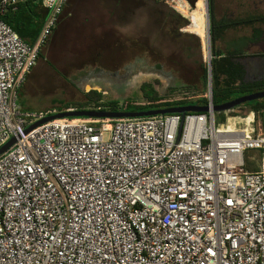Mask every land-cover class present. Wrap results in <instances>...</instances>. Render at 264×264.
Returning <instances> with one entry per match:
<instances>
[{"label":"built area","instance_id":"1","mask_svg":"<svg viewBox=\"0 0 264 264\" xmlns=\"http://www.w3.org/2000/svg\"><path fill=\"white\" fill-rule=\"evenodd\" d=\"M25 1L0 0V148L17 138L0 155V264H264L257 114L217 123L209 86L208 112L66 117L25 134L47 116L19 91L68 0H42L32 44L2 19Z\"/></svg>","mask_w":264,"mask_h":264},{"label":"rangeland","instance_id":"2","mask_svg":"<svg viewBox=\"0 0 264 264\" xmlns=\"http://www.w3.org/2000/svg\"><path fill=\"white\" fill-rule=\"evenodd\" d=\"M222 1L217 0L219 17H222L223 12ZM196 8L200 11L193 12ZM84 14H87L86 10ZM167 14L174 15L170 24L165 21ZM177 15L188 21L181 30L178 28L180 20ZM207 18L205 0H199L195 7L188 0H152L131 11L121 10L114 17V24L107 29L109 32L101 35L87 23L94 24L92 17L70 19V16H65V21L70 23H65V31L54 35L44 49L43 57L19 91V103L24 110L49 116L58 113L65 103L86 102V93L93 89L103 92L105 99L142 98V82H134L122 92H117L112 84L104 82H101L104 86L100 87L87 85L88 82L82 81L78 72L98 65L111 71L119 70L143 55L168 66H172L174 58L181 63L183 60L184 63L177 66L176 70L184 78L183 86H193L198 80L193 79V74L188 76V71L198 70L201 74L202 64L209 61L207 44L203 39L207 31ZM191 25L198 27L199 32H195ZM135 41L140 44L138 48L133 47ZM116 44L120 47L112 50V45ZM158 83L161 85L156 86L157 90L167 98L183 99L186 94L190 95L186 87L169 88L165 92L163 88L166 83ZM191 94L195 95L194 102L203 96L207 97L209 91L204 95L197 92ZM242 96L245 95H238L237 98ZM243 107L235 111L244 115L248 108Z\"/></svg>","mask_w":264,"mask_h":264},{"label":"trees","instance_id":"3","mask_svg":"<svg viewBox=\"0 0 264 264\" xmlns=\"http://www.w3.org/2000/svg\"><path fill=\"white\" fill-rule=\"evenodd\" d=\"M115 1V7L110 9L111 17H117L118 13L123 9L131 11L132 9L143 7L152 0ZM188 1L194 6L198 0ZM234 1L238 3V9L236 10L237 13L231 15L232 12H230L227 15L219 17L217 0H209L212 56L211 75L214 105L231 101L241 94L248 95L254 92L264 91V81L257 83L244 82V68L242 64L236 61L238 58H242L243 55H245L243 54L242 46L246 45L248 42L257 41V39L264 33V13H253L250 6V0ZM68 2L70 3V0H68ZM197 11L200 10H198V8L193 10V12ZM46 17L47 10L43 6L42 0H28L17 4L15 7L8 8L2 16V19L18 34L20 38L32 44L37 40ZM177 17L180 20L178 28L181 30L185 27L188 21L180 15H177ZM173 20V14H167L165 16L166 23L170 24ZM109 27L110 25H108V28ZM191 27L195 32H199V28L195 25H191ZM247 29L253 31L251 37L242 36ZM203 39L206 41V35L203 36ZM139 46L140 44L137 41L133 43L134 48H138ZM119 47V44H116L115 46L112 45V50ZM41 57H43V53L40 55V58ZM183 63L184 61L182 60L181 64ZM208 65V62L202 64L201 74L198 70L188 71V76H192L193 74V79H197L198 81L195 82L193 86H183L190 90V95L186 94L183 99L174 100L167 98L160 94L153 83L146 82L141 86L142 98H129L125 100L105 99L103 92L93 89L86 93V102L65 103L58 112H64L69 109L101 110L107 112H141L176 106H186L190 104L208 105V96H203V98L193 102V97H195V95L191 94L197 92L204 95L208 90ZM241 107H246L248 110L254 111L257 114V118L261 121L264 130V99L245 103L237 108ZM230 115L234 116L237 114L234 112H230L229 114L226 112H216L217 123H225ZM261 158L262 152L259 150H250L246 152V169L251 172L258 171L260 167L257 162Z\"/></svg>","mask_w":264,"mask_h":264},{"label":"flooded vegetation","instance_id":"4","mask_svg":"<svg viewBox=\"0 0 264 264\" xmlns=\"http://www.w3.org/2000/svg\"><path fill=\"white\" fill-rule=\"evenodd\" d=\"M241 1V0H240ZM250 6L253 10V13H264V0H250ZM69 22V21H68ZM66 22H59L58 26L56 27L53 36L59 34L60 32L65 31V23ZM70 23V22H69ZM251 31V34H253V31ZM68 32V30L66 31ZM248 32V31H246ZM52 36V38H53ZM243 36V35H242ZM252 36V35H251ZM264 37V33L259 37V39ZM51 38V39H52ZM243 49V57L241 58L244 63V71L245 68L248 72L245 71L244 81L247 83H257V82H263L264 81V72L262 71L261 62L264 63V56H259L260 52H257L259 50L258 48V42L252 41L246 43V45L242 46ZM103 54V53H102ZM147 55H143L141 57H137L132 63L126 64L122 69L111 71L110 68H107L105 66H97L92 69L85 68L78 72V75H81L83 72H89L91 70L95 69H102L105 72H117L119 76L122 78H117L115 80L105 81V80H96V78L93 77H84L80 76V79L83 81L88 82L87 85L92 86H104L101 82H104L106 84H112L115 90L117 92H122L125 90L124 88L130 86L134 82H142L143 84L146 83L149 80H153L151 83H153L155 86H160L158 82L163 81L166 83L165 88H163V91H167L169 88H177L179 86H183V77L177 72L176 68L177 66L181 65V61L179 59H172V66L166 65L164 62H158L153 61L152 59L146 57ZM108 62V61H107ZM132 65H135L134 67ZM128 67H133L132 69H128ZM148 67L158 69L161 68L163 70V73H159L157 76L149 75L150 73L147 71ZM154 78V79H150Z\"/></svg>","mask_w":264,"mask_h":264},{"label":"water","instance_id":"5","mask_svg":"<svg viewBox=\"0 0 264 264\" xmlns=\"http://www.w3.org/2000/svg\"><path fill=\"white\" fill-rule=\"evenodd\" d=\"M199 1V0H198ZM197 1V2H198ZM206 1V10L208 13V36H207V53L209 56V65H211V37H210V18H209V0ZM197 2L194 6H196ZM238 63L242 64L244 66L243 60L241 58H238L236 60ZM208 65V66H209ZM133 67L135 65H132ZM262 71L264 72V63L261 62ZM133 67H128V69H132ZM245 67V66H244ZM150 74L157 76L159 73H163V70L161 68L154 69L148 67L147 70ZM245 71L247 69L245 68ZM80 76L84 77H93L96 78V80H105V81H113L117 78H122L119 76L117 72L111 73V72H105L102 69H95L91 70L89 72H83ZM159 76V75H158ZM246 82V81H244ZM247 83V82H246ZM209 86H210V92L211 97L213 99V89H212V77L209 80ZM264 99V91H259L256 93L248 94L236 99H233L231 101L225 102L223 104L214 105L213 110L215 112H228L235 110L237 107H239L242 104L249 103L252 101ZM209 104L208 105H186V106H176V107H170V108H164V109H157V110H148V111H141V112H107V111H101V110H67L64 112H58L54 115L47 116L37 123L33 124L31 127L25 130V134L29 133L33 129L39 127L40 125H43L49 121L60 119V118H66V117H90V118H112V119H119V118H134V117H145V116H154L159 114H174V113H182L186 114L188 112H195V113H204L209 111ZM17 138L13 137L11 138L3 147L0 148V155L6 152L14 143H16Z\"/></svg>","mask_w":264,"mask_h":264},{"label":"crops","instance_id":"6","mask_svg":"<svg viewBox=\"0 0 264 264\" xmlns=\"http://www.w3.org/2000/svg\"><path fill=\"white\" fill-rule=\"evenodd\" d=\"M115 3V0H70V3L68 2L65 8L62 18L64 19L65 16H67V18L68 16H70V19L92 17L94 19V24H91L93 22H87L89 23L90 27H92L93 30L98 33L101 32L100 34H105L107 31L109 32V30H107L109 29L107 25L114 24V17H111L110 9H113L115 7ZM221 6V9H223L222 16L227 15L230 12H232L231 15H235V13H237L236 10L238 9V3L234 0H224L221 2ZM85 10L87 11V14H84ZM63 19L62 22H66V19ZM242 35L251 37L252 34L251 31H248ZM256 42H258L259 50L257 52H260L259 56H264V37L261 39L258 38ZM232 112L236 113L237 116H243L235 110ZM247 112H250V110H248ZM257 120L261 122L258 118Z\"/></svg>","mask_w":264,"mask_h":264},{"label":"bare ground","instance_id":"7","mask_svg":"<svg viewBox=\"0 0 264 264\" xmlns=\"http://www.w3.org/2000/svg\"><path fill=\"white\" fill-rule=\"evenodd\" d=\"M206 16H207V10H206ZM207 36H208V18H207L206 44H207Z\"/></svg>","mask_w":264,"mask_h":264}]
</instances>
